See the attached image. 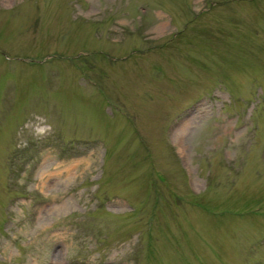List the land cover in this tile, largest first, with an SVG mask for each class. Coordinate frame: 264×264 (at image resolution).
I'll return each mask as SVG.
<instances>
[{
  "label": "rangeland",
  "instance_id": "obj_1",
  "mask_svg": "<svg viewBox=\"0 0 264 264\" xmlns=\"http://www.w3.org/2000/svg\"><path fill=\"white\" fill-rule=\"evenodd\" d=\"M0 264H264V0H0Z\"/></svg>",
  "mask_w": 264,
  "mask_h": 264
},
{
  "label": "bare ground",
  "instance_id": "obj_2",
  "mask_svg": "<svg viewBox=\"0 0 264 264\" xmlns=\"http://www.w3.org/2000/svg\"><path fill=\"white\" fill-rule=\"evenodd\" d=\"M181 130V129H180Z\"/></svg>",
  "mask_w": 264,
  "mask_h": 264
}]
</instances>
